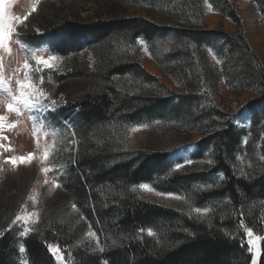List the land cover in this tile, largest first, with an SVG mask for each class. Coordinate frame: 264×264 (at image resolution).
I'll return each instance as SVG.
<instances>
[{
    "label": "trees",
    "instance_id": "trees-1",
    "mask_svg": "<svg viewBox=\"0 0 264 264\" xmlns=\"http://www.w3.org/2000/svg\"><path fill=\"white\" fill-rule=\"evenodd\" d=\"M252 2L264 24V0ZM207 3L241 24L229 0H108L95 4L87 20L65 0L37 14L25 41L47 42L60 58L43 77L59 87L62 112L75 117L77 146L60 187L52 197L41 195L39 221L25 239L13 222L28 205L33 180L21 168L7 182L0 194V264H58L49 245L71 252L73 264H251L248 229L263 236L264 264V64L245 33L206 26ZM133 8L151 15H127ZM139 38L178 93L124 57ZM209 50L221 68L213 67ZM223 81L237 95L255 96L245 107L249 131L218 106ZM143 125L152 136L160 128L167 139L151 137L146 149H136L129 130ZM194 137L200 141L193 160L209 169L175 172L169 157ZM142 184L181 195L190 208L213 205L204 217L188 216L140 197L134 189ZM89 231L101 249L85 240Z\"/></svg>",
    "mask_w": 264,
    "mask_h": 264
},
{
    "label": "rangeland",
    "instance_id": "rangeland-1",
    "mask_svg": "<svg viewBox=\"0 0 264 264\" xmlns=\"http://www.w3.org/2000/svg\"><path fill=\"white\" fill-rule=\"evenodd\" d=\"M59 1L65 0H10L5 5L8 17H27L23 24H17L14 28V32L10 37L12 43L9 44V52L7 53L9 55L4 57L3 54H0V115L7 118V124L14 125V127L5 128L0 132V194L7 189L5 187L7 182L10 183L17 177L21 168L24 169V174H22L24 176L28 175L33 180L28 196V205H25L21 209L18 217L13 222L14 227L19 231V237L22 239H25L31 233L33 226L39 221L41 195L46 198L52 197L60 187L61 181L67 172L65 161L77 146L73 123L75 117L71 116L67 118L66 112H62L64 98L58 92L59 87L54 82H46L45 77H43V83H40L39 77L45 76V71L47 70L29 71L23 68L24 62L28 61L32 69H36L34 57L51 59L54 56L57 57L54 61V68L59 67L60 58L51 53L47 42L40 41L36 44H29L25 41L26 38H32L31 32L32 30L34 31L33 28L37 26L39 21L37 14L40 11H47V9H50V7H53ZM229 1L238 6L242 18L241 24L235 25L230 19L223 18L207 3L204 8V22L206 26L211 30L222 27L233 32L245 33L250 47L264 64V24L262 23L263 20L256 4L252 0ZM69 3H75L76 7L81 11L82 18L87 20L94 18L96 9L98 8L95 4L101 3L100 6H105L108 0H96V3L95 0H69ZM154 14L157 17V21H160L159 13L155 12ZM127 15L146 17L151 15V13L145 8H133ZM152 17L155 18L153 15ZM137 45L135 48L126 50L124 57L137 60L150 74L161 79L166 86L178 93L179 90L176 85L154 62L149 46L144 38H139ZM209 55L213 67L221 68V63L211 50H209ZM29 79L33 80L37 89L42 90L44 93L43 96L37 93V106L32 109L25 108L21 102L13 99L19 96L21 92L18 82ZM221 89L222 95L217 99L218 106L229 109L234 115V121L241 128H246L249 131L252 117L245 107L255 96L250 93L237 95L227 87L225 81L222 82ZM53 101H56V103L53 104ZM9 103H12L19 111H9L7 108ZM157 130L155 131L156 134L152 136V132L154 131H152L150 126L133 127L129 130L128 139L136 149H146L151 137H156L159 140L160 138L163 140L167 139L166 135L162 133L163 130L160 128ZM199 141L200 137H194L189 145L179 148L169 157V162L174 167L175 172L182 170L186 166H191V171L209 169L210 164L208 162H195L193 160ZM246 143L247 138L243 140V145H246ZM44 151L49 152V159L47 161L40 159ZM30 152L36 153V158L31 164L15 166L7 162L9 157L25 156ZM188 160H191L192 163L187 164ZM177 165H182V167L177 169ZM29 167L31 169H27V172L25 169ZM44 168H49L50 171L45 173L43 171ZM211 178L222 179L223 176L218 175ZM146 185L152 191L141 188V185L135 187L134 190L140 197L188 216L204 217L210 212L213 205L210 203L197 212L196 209L198 208H190L183 196L178 194H174L173 196L160 195L159 193L161 192L157 191L152 184ZM90 233L94 235H90ZM147 233L149 234V232ZM151 233L153 234V232ZM254 235L262 237L257 244V248L260 251L255 257L257 264H259L262 255L263 236L255 233ZM248 239L246 235V241ZM85 240H88V243H94L98 249H101L99 238L94 231H89L85 235ZM58 248L61 250L59 254L61 258L58 259L53 255L57 263L73 264L71 252H64L60 247ZM19 252L21 261L26 263L28 257L23 244H20ZM250 252L252 254L251 264H253L254 253L252 250Z\"/></svg>",
    "mask_w": 264,
    "mask_h": 264
},
{
    "label": "snow or ice",
    "instance_id": "snow-or-ice-1",
    "mask_svg": "<svg viewBox=\"0 0 264 264\" xmlns=\"http://www.w3.org/2000/svg\"><path fill=\"white\" fill-rule=\"evenodd\" d=\"M10 0H0V48H4L6 47V42L9 41L11 35L14 32V28L16 27L17 24H23L25 22V20L27 19V17H23V18H15V17H8L6 14V8L5 5L7 3H9ZM34 11V9H33ZM34 59L36 60V69H32V66L29 64L28 61L24 62L23 68L25 70H29V71H36V70H51L54 68V61L57 59V57H52L51 59H45L43 57H34ZM40 83H43V76L39 77ZM20 85V95L14 97L13 99L21 102L25 108L27 109H32V108H36V100H37V93H39L40 96H43L44 93L42 92V90H38L36 87V84L33 80L29 79L27 81H19L18 82ZM53 104L56 103V101L52 102ZM7 108L9 111H19L18 108L14 107V105L12 103H9L7 105ZM7 118L3 115H0V132H2L5 128L8 127H14V125H9L6 123ZM36 158V153L34 152H30L25 156H17V157H9L8 158V163H11L15 166H20L23 164H31ZM40 159L42 161H47L49 159V152L48 151H44L43 155L40 157ZM187 164H191L192 161L188 160L186 162ZM177 169H179L180 167H182V165H177L176 166ZM43 171L45 173H47L48 171H50L49 168H44ZM59 186V185H57ZM141 188H144L148 191H152V189L149 188L148 185H141ZM160 195H167V196H173L174 194L171 193H159ZM197 212L200 211V209H196ZM140 231H143V229H141ZM151 230H149V235H151ZM90 235H94L92 233H90ZM247 237L249 238L247 240V243L250 246V250L253 251L254 253V258H253V264H257L256 261V255L259 253V249L257 248V244L258 242L262 239V237L260 236H255L252 229H248L247 233H246ZM49 251L56 256L58 259H60V252L61 250L58 247H54L49 245ZM23 250V249H21Z\"/></svg>",
    "mask_w": 264,
    "mask_h": 264
},
{
    "label": "bare ground",
    "instance_id": "bare-ground-1",
    "mask_svg": "<svg viewBox=\"0 0 264 264\" xmlns=\"http://www.w3.org/2000/svg\"><path fill=\"white\" fill-rule=\"evenodd\" d=\"M10 43H12V41L9 39V41H7L6 42V47H4V48H0V54H3L4 55V57H7L8 55H7V53L9 52V44ZM7 67V66H6Z\"/></svg>",
    "mask_w": 264,
    "mask_h": 264
}]
</instances>
